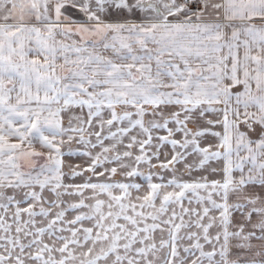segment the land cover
I'll return each mask as SVG.
<instances>
[{
  "label": "snow or ice",
  "instance_id": "snow-or-ice-1",
  "mask_svg": "<svg viewBox=\"0 0 264 264\" xmlns=\"http://www.w3.org/2000/svg\"><path fill=\"white\" fill-rule=\"evenodd\" d=\"M0 264H264V0H0Z\"/></svg>",
  "mask_w": 264,
  "mask_h": 264
}]
</instances>
